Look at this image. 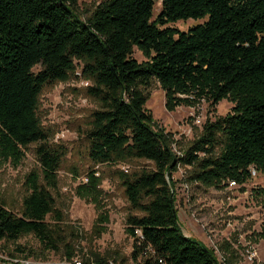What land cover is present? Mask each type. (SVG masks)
I'll use <instances>...</instances> for the list:
<instances>
[{
    "label": "trees",
    "instance_id": "trees-1",
    "mask_svg": "<svg viewBox=\"0 0 264 264\" xmlns=\"http://www.w3.org/2000/svg\"><path fill=\"white\" fill-rule=\"evenodd\" d=\"M156 1L102 0L81 18L78 0H0V157L18 161L35 145L40 165V173L25 178L20 213L0 200V242L32 234L42 250L66 262L76 255L80 229L65 222L52 195L66 148L50 143L37 109L44 88L80 64L92 82L87 93L99 103L83 133L88 159L152 165L120 179L132 261L219 264L203 243L182 233L171 176L189 168L192 180L207 185L244 182L250 168L264 172V0H158L153 19ZM204 18L187 31L169 26ZM135 48L148 60L136 61ZM152 81L165 92L168 110L191 98L234 104L175 155L144 107ZM253 196L264 199V188ZM252 237L264 241V228ZM107 263L96 254L82 262Z\"/></svg>",
    "mask_w": 264,
    "mask_h": 264
},
{
    "label": "rangeland",
    "instance_id": "rangeland-1",
    "mask_svg": "<svg viewBox=\"0 0 264 264\" xmlns=\"http://www.w3.org/2000/svg\"><path fill=\"white\" fill-rule=\"evenodd\" d=\"M101 1L78 0V15L84 18ZM159 10L157 0L153 19ZM206 19L178 21L169 26L187 31ZM132 57L138 62L148 60L136 48ZM75 66L72 75L44 88L38 98V119L48 131L50 143L66 148L57 175V188L52 191L56 208L63 213L67 224L80 229L74 259L84 262L96 254L106 262L140 264V258L137 262L131 259L133 239L126 233L128 201L120 179L124 174L152 165L144 160L95 164L88 159L83 133L90 127L91 114L99 109V103L87 93L92 82L82 75L80 64ZM38 70L39 67L34 69ZM145 93L148 99L144 107L152 118L153 130L171 140L175 155L182 154L200 136L207 121L224 116L234 104L223 99L211 106L205 99L191 98L188 100L192 103L168 110L165 92L158 82L152 81ZM194 103L197 104L189 106ZM34 147L30 145L23 150L18 161L0 157V200L17 214L27 193L23 185L26 176L31 172L40 173ZM189 170L179 167L171 176V191L182 233L203 243L219 264H264V241L254 242L252 237L264 228V199L253 196L264 188V172L250 168V178L244 182L224 180L206 185L192 180ZM22 260L36 264L72 262L42 250L32 234L16 242H0V264Z\"/></svg>",
    "mask_w": 264,
    "mask_h": 264
},
{
    "label": "built area",
    "instance_id": "built-area-1",
    "mask_svg": "<svg viewBox=\"0 0 264 264\" xmlns=\"http://www.w3.org/2000/svg\"><path fill=\"white\" fill-rule=\"evenodd\" d=\"M138 234V232H137ZM140 235V234H138ZM11 264H36V263H33V262H30V261H13V263ZM70 264H82L81 261H78L77 259H73L72 262ZM107 264H115L114 262H108Z\"/></svg>",
    "mask_w": 264,
    "mask_h": 264
}]
</instances>
